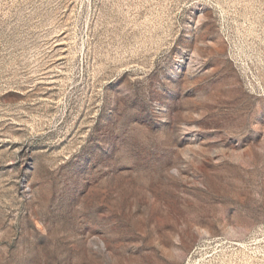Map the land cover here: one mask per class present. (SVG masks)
<instances>
[{
  "label": "rangeland",
  "instance_id": "rangeland-1",
  "mask_svg": "<svg viewBox=\"0 0 264 264\" xmlns=\"http://www.w3.org/2000/svg\"><path fill=\"white\" fill-rule=\"evenodd\" d=\"M0 264H264V0H0Z\"/></svg>",
  "mask_w": 264,
  "mask_h": 264
}]
</instances>
